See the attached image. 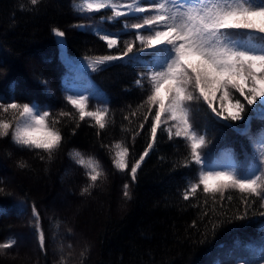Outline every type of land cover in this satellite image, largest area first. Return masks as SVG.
I'll return each instance as SVG.
<instances>
[{"label": "trees", "instance_id": "obj_1", "mask_svg": "<svg viewBox=\"0 0 264 264\" xmlns=\"http://www.w3.org/2000/svg\"><path fill=\"white\" fill-rule=\"evenodd\" d=\"M72 2L43 0L36 6L38 11H28L32 8L29 0H0V96L13 95L10 85L14 82L17 102L36 103L53 116L62 110L75 113L66 100L76 95L71 87L74 82L81 87V94L90 97L89 110L105 103L109 108V121L103 130L91 118L78 121V117H61L58 127L64 141L52 160L43 150L21 148L10 137L0 139V243L12 237L17 240L12 248L0 250V264H60L61 255L66 264H258L264 256V201L238 190L213 199L203 193L202 186L196 196L184 200L183 193L188 181L196 177L197 166H182L189 154L182 137L169 139L167 131L158 130L157 142L135 181L129 171L115 168L117 143L128 148L131 164L150 142L152 117L149 115L144 129L139 130L147 109L138 108L148 95V86L145 82V88H140L135 81L152 57L145 52L140 62L125 59L101 70L90 68L75 81V67L59 57L53 28L65 32L68 54H117L118 50L108 49L93 31L75 27L95 25L111 12L102 10L92 14L95 19H88L73 11ZM121 26L103 24L112 31ZM123 39L132 36L124 34ZM87 77L92 86L85 85ZM236 98L246 105L245 119L219 122L203 102L193 106V119L210 141L203 149L208 166L214 170L236 168L246 174L250 165L258 162L259 146L243 131L250 128L255 134L264 127V120L252 112L255 105L248 106L234 92L233 100ZM13 116L12 112L0 113V119L11 120ZM73 150L95 157L104 170L105 177L90 194H81L89 180L85 168L69 155ZM20 163L26 167H19ZM125 183L130 185L131 199L123 196ZM59 194H63L62 200ZM33 204L45 233L44 251L38 243ZM245 211L244 219H236ZM23 235L30 236L34 253L20 248Z\"/></svg>", "mask_w": 264, "mask_h": 264}, {"label": "snow or ice", "instance_id": "obj_2", "mask_svg": "<svg viewBox=\"0 0 264 264\" xmlns=\"http://www.w3.org/2000/svg\"><path fill=\"white\" fill-rule=\"evenodd\" d=\"M29 3L32 8L26 10L38 11L36 6L43 0H29ZM24 7L21 5L22 9ZM102 10L110 11L111 15L101 16L95 25L77 24L75 27L93 31L108 49L118 51L115 55L86 58L88 67L97 71L114 61L135 59L140 62L145 52L152 57L146 71L140 73L135 81L140 88H145V82L148 86V95L138 108L147 109L139 130L144 129L149 115L152 117L150 142L139 159L131 164L128 148L117 143L115 147L118 150L113 160L115 168L121 172L129 171L135 181L138 169L157 142L158 130H163L167 131L169 139L182 137L187 142L189 154L183 159L182 166H197L196 177L188 181L183 193L184 200L196 196L202 186L203 193L213 199L217 195L223 198L228 190H238L264 201V127L255 134L250 128L243 131L259 146L258 162L250 165L249 172L245 174L236 168L214 170L208 166L203 149L210 141L201 134L193 119V106L201 102L219 122L245 119L242 114L246 105L240 98L233 100L235 92L248 106L255 105L252 112H258L264 120V0H73V11L78 16L95 19L92 14ZM105 22L121 23L122 26L116 31L106 30L103 27ZM53 33L60 41L66 35L59 28H54ZM124 34L131 35L132 39L124 40ZM10 87L13 95L0 96V113L12 112L14 116L11 120L0 119V139L10 137L21 148L43 150L48 160H52L64 141L58 127L62 123L61 117H78V121L91 118L101 130L108 124L107 104L89 110V96H67L66 100L75 113L62 110L59 116H53L50 110L36 103L17 102L15 83ZM136 114L135 111L131 113L132 116ZM124 118L128 119L127 116ZM138 134L139 131L135 132L133 139ZM69 155L76 164L85 168L89 183L81 194H90V189L105 177L99 160L77 150ZM40 158L45 159L44 156ZM19 167L26 165L20 163ZM123 189V196L131 199L130 185L125 183ZM244 202L248 204V200ZM31 211L39 247L44 251L45 233L39 226L40 213L35 204ZM246 216L247 211L236 219L242 220ZM68 232L72 230L68 229ZM16 244L14 237L9 238L0 243V250L10 249ZM60 250L63 252V246ZM60 264H66L64 255L60 257ZM258 264H264V256Z\"/></svg>", "mask_w": 264, "mask_h": 264}, {"label": "rangeland", "instance_id": "obj_3", "mask_svg": "<svg viewBox=\"0 0 264 264\" xmlns=\"http://www.w3.org/2000/svg\"><path fill=\"white\" fill-rule=\"evenodd\" d=\"M72 6H73V2H72ZM54 29V28H53ZM53 29H52V32H53ZM54 34V33H53ZM55 37V35H54ZM55 41L57 43V46L59 48V51H58V54H59V57L65 62V63H69V64H72L73 66H75V68L79 71H85L87 70L89 67H88V57H97V56H103V55H115V54H102V55H71V54H68L65 50V47H64V38H63V41H60L57 37H55ZM81 74V73H80ZM86 84L87 85H92V81L91 80H87L86 81ZM75 91L76 93H81L82 90L78 89V88H75ZM143 154V153H142ZM218 163L220 164V162L218 161ZM215 168H217L218 166L217 165H214ZM1 170V169H0ZM61 200L63 199V194H59ZM60 201V200H59ZM81 234V233H80ZM78 236V235H77ZM21 239V247L20 248H23L25 249L26 248V251L29 252L30 254L31 253H34L35 250L33 248V245H32V242H31V238L30 236H27V235H23ZM57 250V248H56Z\"/></svg>", "mask_w": 264, "mask_h": 264}]
</instances>
